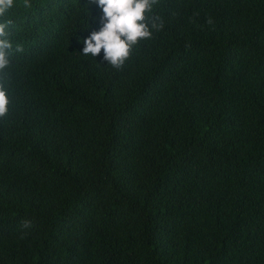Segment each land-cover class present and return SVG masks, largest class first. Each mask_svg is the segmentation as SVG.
<instances>
[{
	"label": "trees",
	"instance_id": "trees-1",
	"mask_svg": "<svg viewBox=\"0 0 264 264\" xmlns=\"http://www.w3.org/2000/svg\"><path fill=\"white\" fill-rule=\"evenodd\" d=\"M29 2L5 17L0 264H264V0H159L120 70L83 56L93 0Z\"/></svg>",
	"mask_w": 264,
	"mask_h": 264
},
{
	"label": "clouds",
	"instance_id": "clouds-1",
	"mask_svg": "<svg viewBox=\"0 0 264 264\" xmlns=\"http://www.w3.org/2000/svg\"><path fill=\"white\" fill-rule=\"evenodd\" d=\"M102 10V27L92 31L84 39L83 56L106 64L113 69H123L131 59L133 51L141 42L151 40L154 32L163 29V22L154 15V8L159 0H93ZM25 7L30 6L24 0ZM16 6V0H0V119L6 118L10 111L8 92V69L11 67L15 53L24 51L21 44L12 40L13 21L6 19L8 13ZM30 221L24 222L29 227Z\"/></svg>",
	"mask_w": 264,
	"mask_h": 264
}]
</instances>
